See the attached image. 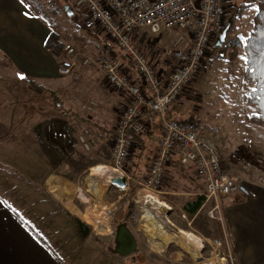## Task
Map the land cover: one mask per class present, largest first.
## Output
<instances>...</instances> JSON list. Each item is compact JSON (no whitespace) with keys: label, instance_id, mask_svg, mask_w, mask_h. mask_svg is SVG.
<instances>
[{"label":"rangeland","instance_id":"374dc122","mask_svg":"<svg viewBox=\"0 0 264 264\" xmlns=\"http://www.w3.org/2000/svg\"><path fill=\"white\" fill-rule=\"evenodd\" d=\"M25 2H28L29 7L40 14L42 19L52 27V30L59 32L64 44L71 41L75 45H81L84 39L81 40L79 37L83 38L82 35L84 38L86 36V39H91L90 36L80 34L76 23L65 11L63 6L67 2L69 5V1L25 0ZM256 5L252 3V0H225L226 22L235 12H237V17L231 28H228L226 40L222 46L226 44L227 40L236 36L244 37L250 32L252 17L257 10ZM227 26L230 27V23ZM100 36H102V42H105L106 37L103 34ZM175 36H177L176 32L165 31L161 34L146 32L143 34L145 37L143 42L150 41L155 55L161 59L165 56V47L175 39ZM218 37L219 35L212 41L205 66L198 72L191 84L185 88L183 95L181 94L179 101L185 103L178 106L177 110L172 105L171 116L176 119L194 121L199 128L202 126L205 135L213 130L218 131L241 148L245 145L243 138H250L248 135L243 137L241 122L244 120L245 111H252V108L245 107L243 101L241 102L244 64L238 59L234 61L230 59L228 52L220 48L222 46L216 48ZM99 49L100 47L96 46L94 50L98 52ZM94 50L91 48L90 53L96 55ZM224 54L225 56H223ZM62 56L61 60L66 57L64 51ZM210 57L215 59L208 63ZM88 72H92L89 67L84 69V75ZM84 75L81 79H85ZM51 82L45 83L49 86L62 87L60 94L63 104L67 109H72L68 114L55 109L51 96L31 88L21 76L16 75L12 63L0 58V115L6 117L12 127L6 145L0 147V195L4 197L10 194L18 196V198H13L10 204L43 234L42 237L60 253L64 261L67 262V257L64 255L67 253L70 255L68 262L74 261L73 264H205L212 258L213 253H217L215 264H236L233 252L228 254V251L222 249L221 244L218 245L216 240L219 239V226L214 222L215 219L206 215L207 206L195 216L186 212V217L183 216L185 213L181 207L186 198L190 197L189 195L183 196V194H187L192 185L199 186L200 182L191 168L180 164L176 165L175 169L168 165L163 189L172 192L169 195L160 193L158 197L172 206L166 211L171 221L176 224L175 218L179 219L180 224H176L179 228L192 231L203 238L204 246L201 249V257L194 258L189 251L176 242L169 243L162 251H155L151 248L152 240L141 224L144 214L141 202L144 193L153 194L147 189L143 191L144 187L137 183V181L145 180L149 174V166L154 156L153 153H155L153 149L156 148V145L152 146L153 144L150 143L146 147L147 149L142 152H139V147L135 146L125 166V170L130 176L136 172L141 175L139 180L134 179L136 188L133 200L137 212L134 215V220L121 223L114 215L119 204L129 192L132 177L127 190H122L119 186L112 184L104 194V199L111 204L110 209L107 210V234L98 233L93 224L72 213L64 202L70 197L77 199V196L70 194L60 176H67L86 190L91 177L90 168L101 163L112 166V162L110 159L111 148L84 150L79 145L77 139L79 129L70 116L74 111L82 116L87 123L96 127L94 122L99 121L97 116L106 106L105 100L103 99V101L100 95L104 93V95L115 96V93L106 85L94 90L92 84L88 85V82L74 76H68L58 82ZM85 96H91L99 102L97 111L96 109L80 111L77 99ZM182 109L184 112L181 113ZM116 114H118L117 111L112 114V117L109 115L104 123H109V120L113 122ZM109 126L113 128L112 123ZM256 128L257 132L261 134V146L264 151V130L260 126ZM260 158L262 156H247L243 162L252 168L263 165L261 168L264 173V158L263 160ZM32 165H36L33 172L41 168L53 176L50 182L47 180L37 181L41 188L39 192H36L31 185H26L23 181L24 177L21 175L22 172H25L24 169L32 167ZM54 190L61 191L62 195ZM13 192L16 193L13 194ZM44 192H50V195L54 194L56 198H59L60 204L45 198ZM136 200L140 203H136ZM96 202L97 200L92 198L89 204L93 205ZM89 204H84V206L87 207ZM29 206L34 208L35 213L30 212L34 217L25 215L24 207L30 208ZM78 219L86 224L87 233L82 229ZM119 228L122 229L121 233H119ZM125 233L130 234L137 245H135L136 249L134 246L128 254L123 253L128 248V244L124 245L119 241ZM175 252L181 253L179 256H175L173 254Z\"/></svg>","mask_w":264,"mask_h":264},{"label":"built area","instance_id":"2783aa9c","mask_svg":"<svg viewBox=\"0 0 264 264\" xmlns=\"http://www.w3.org/2000/svg\"><path fill=\"white\" fill-rule=\"evenodd\" d=\"M69 8L72 12L87 11L89 21L95 23L110 42V45L100 48L97 55L90 53L91 46L87 43H65L66 57L59 66V73L62 76H80L83 66L93 64L106 84L126 96L127 102L121 108L113 130L112 166L109 165L116 171L113 176L126 177L125 190L129 188L131 178L125 166L134 150V136L149 131L143 118L148 109L151 116L159 119L163 132L147 178L137 181L144 187L143 191L147 189L153 194L144 193L143 201L164 193L162 187L167 166L176 146L181 149V162L193 164L197 176L205 181V198L215 201L214 207L207 211L210 218L223 220L221 197H225L227 202H231L234 194L255 197V191L238 175L226 172L222 152L216 142L200 135L194 129L193 121L179 120L170 115L173 103L205 66L212 41L224 30L225 0H69ZM140 29L154 34H161L164 30L180 32L164 49L165 55L172 59L165 80L135 41V34ZM125 60L135 68L141 82L128 72ZM97 106L98 103L89 98L81 102L80 111L93 110ZM78 141L90 150L97 142L94 130L85 128L78 135ZM136 203L140 202L136 200ZM168 207L171 208L170 205ZM216 241L220 246L221 241Z\"/></svg>","mask_w":264,"mask_h":264},{"label":"crops","instance_id":"0c3cea01","mask_svg":"<svg viewBox=\"0 0 264 264\" xmlns=\"http://www.w3.org/2000/svg\"><path fill=\"white\" fill-rule=\"evenodd\" d=\"M63 7L65 9V5ZM65 11L69 16L74 13L73 12L70 15L66 9ZM26 12L28 13V15H25ZM78 13L84 14L86 16L88 15L87 11H85L84 9H80ZM75 25L77 27V30L81 32L80 34H85L91 37V39H86V36L84 38V36L82 35L83 38H79L81 40L84 39L83 44H89L93 50L96 49V46L102 48L105 45H110L108 38L99 28L96 29L97 33L99 35L103 34L104 37H106L105 42H102V36H100L99 39L95 36L87 34L83 29L79 27L77 23ZM52 31L56 30H52V27L44 19H42L39 13L29 7L28 2L26 3L25 0L23 4L20 2V0H0V58L8 60L9 63H12L14 65L17 76L22 75L23 80H25V78L27 77L35 78L38 82L44 83L45 85H47L45 82H58L68 76H74L80 78V80H83L84 82H88V85L92 84L94 90L102 88L105 85L109 86L108 84H106L104 79L101 78L100 72L94 67L93 64L83 66L82 74L80 76L76 74L67 76L60 75L59 66L63 61L60 58L63 57V52L58 57L54 52L51 51V49L47 47V42ZM165 31L170 32L169 30H164L163 32ZM146 32L150 31L147 29H140L136 32L139 35L138 44L143 47L141 48L149 56V59H151L152 63L155 65L156 70L165 80L171 69L172 59L168 58L166 55L160 59L159 56L155 55L156 53H154V48L152 47V44H150L151 42H143L145 38L143 37V34H145ZM173 32H176L177 36L180 33L178 30ZM177 36H175L174 38L176 39ZM175 39H173L172 42ZM96 51L94 50L95 54L97 55L99 50L98 52ZM238 60L240 62H243V64L245 65L244 54L240 55ZM125 65L128 68V72L135 78V80L137 82H141L139 75L137 74L135 68L131 65V63L125 60ZM88 67L91 68L92 72H88L86 75H84V69ZM83 75L85 79H81ZM47 86L55 88L59 93L62 88H58V86ZM110 90L115 93V96H109L106 94L104 95V93L100 95L101 99L105 100L103 101L106 103V106L101 109L100 115L97 116L99 121L94 122L96 123V127L87 123L82 116H79L74 111H72L74 115L71 114L70 116L74 124L79 129L78 135L87 127H90L94 130L97 142L92 148H97L100 144L96 129L99 127H105L108 129H112L113 132L114 126L119 119V110H121V108L127 102L125 95L119 93L118 91H115L111 87ZM89 98L99 103L91 96H85L77 99L79 103L78 105H81L82 101ZM180 98L181 96L173 103V106L176 107V110L178 106H181L185 103L184 101H179ZM98 107L99 104L95 108L96 111L98 110ZM116 111L118 112V114L115 115L114 121L112 122V120H109V123H104L109 115L112 117V114H114ZM182 112H184V109L181 110V113ZM76 117L81 118L80 123L77 122V120L75 119ZM110 123L113 124V128H110ZM241 123L243 124L242 126H240L242 135H244L243 137H246V135L250 136V138H243L245 145L241 148H239V146L236 145L234 141L226 139L218 131L213 130V132H207V136L203 133L205 131L202 129V126L199 128L198 126H196V123L194 121L193 127L200 135H204L218 144L222 152L223 166L226 172L238 175L256 193L255 197H247L241 194H234L232 196L231 202H227L225 197H221V213L223 216V220L220 221L215 218L211 219H215L214 222L217 223L219 228L221 229V232L227 242L228 250L232 251L236 258V264H264V173H262L261 168L263 167V165H260L258 168L254 167L256 168L254 169L251 166H247L243 162L245 161V158H247V156H262V158L260 159L263 160L264 151L261 146V134L260 132H257V125L250 124L246 122L245 119ZM11 131L12 127L8 119L3 115H0V147L6 145ZM162 132V126L158 119L150 121V134L146 137V145H148L149 143L153 144L152 146L156 145V148L153 149L155 152L158 148ZM108 143L110 149L112 145V136L109 137ZM79 145L84 150H86L82 146V144L79 143ZM136 145L137 143L134 141L133 149ZM154 154L155 153H153V155ZM13 161L17 160L13 159ZM170 163L171 164L169 165L173 169H175L176 165L178 164L191 168L193 174L200 182L199 186L197 184L192 185L191 188H189V192L187 194H183V196H190L186 198V201L193 200L198 195L204 194V192L206 191L205 181L197 176L196 169L194 168L193 164H183L179 160V158H173L172 162ZM35 168L36 165L27 167L26 169H24L25 172H22L21 175H23V181L26 183V185H31L32 188L34 187L36 192H39L41 191V188L37 183V180L30 178V174L33 173V170ZM257 175L261 176V178L258 179L259 176L257 177ZM163 187L162 190L164 194H171L172 191L163 189ZM16 192H13V194ZM44 195V197L49 199L50 201L58 202L60 204L58 200L59 198H56L54 194L50 195V192H46ZM6 196L8 195H5V197L3 195H0V264H73L74 261L68 262V256H70L69 254H64L67 257V262L64 261L62 259V256H60V253L57 252L44 239V237H42L43 234L40 233V231L32 223H30V221L26 217H24V215L19 214L10 204V201H13V198H18V196L10 194L9 196L11 197L8 196V199H6ZM214 205V200H207L204 196V203L202 204L198 213L206 206L208 211V209L214 207ZM26 208L27 207H24L26 211L25 215L34 217L32 213L30 214V212L35 213L33 211L34 208L32 206L30 207L31 209L27 208V210ZM181 208L183 209V205ZM62 209L64 210L63 207ZM63 212L66 213L65 211ZM183 213H185V211H183ZM206 215L208 216V214ZM183 216L186 217V213L183 214ZM175 222L176 224H180L179 219L177 218H175Z\"/></svg>","mask_w":264,"mask_h":264},{"label":"trees","instance_id":"16d2710c","mask_svg":"<svg viewBox=\"0 0 264 264\" xmlns=\"http://www.w3.org/2000/svg\"><path fill=\"white\" fill-rule=\"evenodd\" d=\"M247 3L250 4L251 2ZM252 3L257 4V10L252 17V29L250 30V32L245 37L236 36L227 40L226 44L220 48H222L224 51H227L230 59H232L233 61L238 59L240 55H245L244 73L242 78V101L244 103V106L252 108V111L250 112L246 110L244 119L246 122L260 126L264 130V0H252ZM236 15L237 12H235V14L231 16L229 21L225 23L224 29L229 23V29L231 28L234 19L237 17ZM70 18L74 22H76L79 27L83 29L87 34H90L100 39V35L97 33L96 30L97 26L95 25V23L90 22L87 19L86 15L74 12L70 16ZM138 37L139 35L138 33H136V42H138ZM47 47L51 49V51L54 52L58 57L61 55V52H63L64 43L61 40L60 34L57 31H52L47 42ZM223 56H225V54ZM213 59L215 58L210 57L208 63H211ZM25 81L34 90L51 96L55 109L61 110V112L63 111V113L65 114L71 112L72 109H67L65 107L61 99V94L55 88L48 87L44 83L38 82L35 78L27 77L25 78ZM151 100L152 97L149 98V101ZM143 118L147 121L149 131L147 134H136L134 136V141L137 143L136 146H138L140 149L139 152H142V150L147 149L146 147L148 145H146V137L150 134V121L158 119L155 116H151L148 109H146L143 113ZM75 119L78 123H80L81 118L76 117ZM96 131L100 140V144L97 148L99 150H105L106 148H109L108 142L109 137L113 135L112 129L99 127L96 129ZM175 157L179 158V160L181 161V149L179 146L175 147L169 164H171L170 162H172L173 158ZM131 177L132 180L130 181L129 192L127 193L126 197L121 201L118 210L114 214L116 215V219L121 223L134 220V215L137 213L136 205L133 200V195L135 193L136 188V182L134 179L139 180L141 178V175L136 172L135 174L133 173ZM203 203L204 196L198 195L193 200L184 202L183 209L186 213L193 216L198 213ZM218 238L221 241L222 249L227 252V242L220 228Z\"/></svg>","mask_w":264,"mask_h":264},{"label":"bare ground","instance_id":"6f19581e","mask_svg":"<svg viewBox=\"0 0 264 264\" xmlns=\"http://www.w3.org/2000/svg\"><path fill=\"white\" fill-rule=\"evenodd\" d=\"M90 170L91 177L88 183V189L86 190L70 180L67 176H60L70 194L77 196V199L68 198L64 204L72 213L93 224L98 233L107 234V210L110 209L111 204L104 199V194L109 186L113 184L111 177L116 174V171L109 165L102 163L91 167ZM52 177L48 171L42 170L41 168L30 174V178L37 181L47 180L50 182ZM119 187L122 190L126 189L123 186ZM56 193L60 195L61 191L57 190ZM92 198H95L97 202L96 204L90 205L89 203H91ZM84 204L89 205L85 207ZM168 206L165 201L160 200L157 196L151 197L150 199L145 198L142 203L144 214L141 224L152 240L151 248L155 251H162L169 243L176 242L189 251L194 258H200L201 249L204 246L203 238L192 231L179 228L171 221L166 214V211L170 208ZM180 253L175 252L173 254L179 256ZM217 257L218 254L213 253L212 258L205 264H215Z\"/></svg>","mask_w":264,"mask_h":264},{"label":"water","instance_id":"95a60500","mask_svg":"<svg viewBox=\"0 0 264 264\" xmlns=\"http://www.w3.org/2000/svg\"><path fill=\"white\" fill-rule=\"evenodd\" d=\"M65 9L68 11V13L70 15L73 13L72 10H70L68 4L65 5ZM228 28H229V26H227L221 32V34L219 35V37L217 38V41H216V46L217 47L222 46L223 42L226 40ZM111 182L113 183V185H117V186H124V185L127 184V180H126V177L125 176H112L111 177ZM78 222L81 224L82 229L84 230V232L87 233L88 232V228H87L86 224L84 222H82L80 219H78ZM119 231H120L119 233H121L122 232V229L120 228ZM125 234H123V236L119 239V241L121 243H123L124 245H127L128 244V248L123 251L124 254H128L130 251H132L133 247L136 245V241H135V239L130 234H128V233H125ZM136 246H135V249H136Z\"/></svg>","mask_w":264,"mask_h":264},{"label":"snow or ice","instance_id":"6c2138e0","mask_svg":"<svg viewBox=\"0 0 264 264\" xmlns=\"http://www.w3.org/2000/svg\"><path fill=\"white\" fill-rule=\"evenodd\" d=\"M20 2L23 4L24 0H20ZM25 15H28V13L26 12ZM21 78L23 79V76L21 75Z\"/></svg>","mask_w":264,"mask_h":264}]
</instances>
